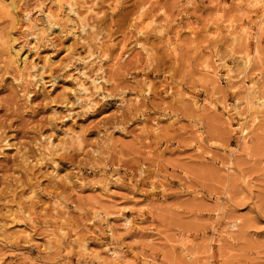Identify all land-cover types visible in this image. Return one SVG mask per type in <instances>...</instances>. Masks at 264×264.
Masks as SVG:
<instances>
[{"label":"rangeland","instance_id":"rangeland-1","mask_svg":"<svg viewBox=\"0 0 264 264\" xmlns=\"http://www.w3.org/2000/svg\"><path fill=\"white\" fill-rule=\"evenodd\" d=\"M2 2L0 264H264V0Z\"/></svg>","mask_w":264,"mask_h":264},{"label":"bare ground","instance_id":"bare-ground-1","mask_svg":"<svg viewBox=\"0 0 264 264\" xmlns=\"http://www.w3.org/2000/svg\"><path fill=\"white\" fill-rule=\"evenodd\" d=\"M2 3H4V2H2V0H0V6L3 8V11H4V13H6L7 14V16H10L11 18H12V21H14L15 22V20H16V18H15V16H14V14H15V10H14V8H11L10 7V4L8 5V6H5V5H1ZM7 4V3H6ZM3 13V14H4ZM11 23H13V22H11ZM58 28V27H57ZM36 37V36H35ZM12 50V49H11ZM10 50V51H11ZM10 57H11V62L12 63H15L18 67L19 66H21V68H23V66H24V64H25V62L27 61V55H25L24 57H21V54L19 53V51H17V50H12L11 51V53H10ZM95 86V85H94ZM81 90H83V91H86L85 89H81ZM82 93V92H81ZM85 94V93H84ZM245 133V132H244ZM244 135V134H243ZM246 135V134H245ZM26 161L28 160V158L27 157H25L24 158ZM30 164V163H29ZM29 166H32V165H29ZM34 166V165H33ZM29 169H31L30 167H29ZM24 170L26 171V172H28V169L25 167L24 168Z\"/></svg>","mask_w":264,"mask_h":264}]
</instances>
